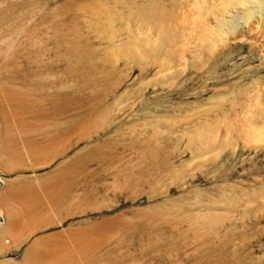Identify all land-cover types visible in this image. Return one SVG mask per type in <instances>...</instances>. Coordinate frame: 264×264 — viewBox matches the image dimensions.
Listing matches in <instances>:
<instances>
[{"label": "rangeland", "instance_id": "1", "mask_svg": "<svg viewBox=\"0 0 264 264\" xmlns=\"http://www.w3.org/2000/svg\"><path fill=\"white\" fill-rule=\"evenodd\" d=\"M219 1L0 0V264H264V9Z\"/></svg>", "mask_w": 264, "mask_h": 264}, {"label": "bare ground", "instance_id": "2", "mask_svg": "<svg viewBox=\"0 0 264 264\" xmlns=\"http://www.w3.org/2000/svg\"><path fill=\"white\" fill-rule=\"evenodd\" d=\"M235 1V3H237V4H243L244 3V0H220L219 1V4L217 5V7H218V9H219V12L217 13V16H219V18L221 17V20H223V18L225 17V16H227V15H229V14H231V13H233L234 12V14L237 16L238 15V13H240L241 11H243V9L241 10V8L242 7H240V6H233L234 4H233V2ZM250 2H258V5L257 6H255V7H252V8H254V10H263L264 9V0H249ZM238 2H240V3H238ZM250 2H248V4H247V1H246V4L247 5H249V3ZM231 4H233L232 6H231ZM245 6V5H244ZM194 7V6H193ZM203 7V9H201ZM202 7H198V6H196L195 7V12L193 13V15H192V20L193 21H191V23H192V27H194V28H192L191 26H190V28H189V30L187 31L188 32V34L187 35H189V34H191L189 31H191V29H194L193 31H192V34H191V36H189L190 37V40H203L204 38H209V36L207 35V33H206V29L207 30H209V28H212V24L210 25V23L211 22H217V19H216V17H215V19L213 18V19H211V18H205L204 17V14L206 13H204V10L206 9V11H208V8H204V6H202ZM246 8H248L247 6H246ZM215 9V8H214ZM217 9V10H218ZM241 10V11H240ZM138 11V10H137ZM210 11V10H209ZM258 12V11H257ZM140 13V15L144 18V19H146L147 21H149V22H154V23H158V24H160V25H165V24H167L168 22H171V19H173V15L171 14V13H169V11L168 10H166L164 7H162V6H160V5H157V4H150V5H148V7L146 8V9H143V10H141L140 12L138 11V14ZM187 13V12H186ZM210 14V13H209ZM248 14H250L249 12H248ZM252 14V13H251ZM262 14V13H261ZM208 15V14H207ZM254 15V14H253ZM182 16V15H181ZM216 16V15H215ZM251 16V15H250ZM248 17V16H247ZM253 18H254V16H252ZM218 18V17H217ZM187 19V18H186ZM185 19V22L186 21H188V19L186 20ZM190 19V18H189ZM248 19H250V18H248ZM252 20V19H251ZM251 20H250V22H251ZM246 21H248V20H246ZM184 22V21H183ZM196 22V23H195ZM187 23V22H186ZM173 24V23H172ZM252 24H250L249 25V27H248V29L250 28V26H251ZM254 25H256V23L254 24ZM202 26H204V31H203V29H202ZM259 26V25H258ZM205 27H207V28H205ZM245 27V26H244ZM256 27V26H255ZM201 28V29H200ZM188 29V28H187ZM199 30V31H198ZM167 31V30H166ZM210 31V30H209ZM211 32V31H210ZM219 32V31H218ZM231 32V31H230ZM245 32H248V30H246ZM179 33V32H178ZM212 33V32H211ZM228 33V32H227ZM226 33V34H227ZM244 35V32L243 31H241V32H237V31H232V33L229 35L230 37H232V38H234V37H241V36H243ZM208 36V37H207ZM225 36V35H224ZM223 36V37H224ZM161 37V36H160ZM186 38H187V36H185ZM226 37V36H225ZM223 38L222 39V37L221 38H219L221 41H226L227 39H228V37H227V39L226 38ZM184 38V37H183ZM155 40V39H154ZM187 40H188V38H187ZM186 40V41H187ZM191 41V42H196V41ZM206 40H208V39H206ZM190 42V41H189ZM188 42V43H189ZM202 42V41H201ZM197 43H198V41H197ZM207 43V42H206ZM209 43V42H208ZM200 44H202V43H200ZM196 46V45H195ZM197 46H198V44H197ZM256 100V99H255ZM258 101V100H257ZM260 102V101H259ZM257 104V103H256ZM261 104H262V102H261ZM248 105H250V104H248ZM258 107H257V111H258V115L260 114L261 116H256V114H254L253 116H252V114H251V116H248L247 118H248V121H247V125L245 126V128L243 129V131H244V136H246L245 134H248V135H250V137L254 140L255 138H257V136H258V134H259V131H258V127L256 126V122H258V121H263V123H264V106H262V105H257ZM254 107H256V105H254ZM256 110V109H255ZM254 110V111H255ZM257 111H256V113H257ZM249 112H251V111H249ZM254 113V112H253ZM248 115V114H247ZM246 115V116H247ZM262 119V120H261ZM262 127H264V126H262ZM242 131V132H243ZM263 132L262 133H264V130H262ZM247 137V136H246ZM261 137V136H260ZM251 139V140H252ZM256 140V139H255ZM252 143V142H251ZM59 188V187H58ZM55 189H56V187H55ZM54 189V190H55ZM18 191H19V189H18ZM15 192H17L15 189H13V188H9L8 189V191L6 192V193H4L3 195H2V197H4L5 195H8V196H12V195H22V191L20 190L19 192H17V193H15ZM24 194V193H23ZM16 199V198H15ZM12 213V212H11ZM10 216V215H9ZM11 217H13V216H11ZM9 218V220H6V221H8V224L6 225L7 227H5V230H2V233H0V234H2L3 235V233L4 232H8L9 230H8V228H10V226H12L13 225V222H12V218ZM7 218V219H8ZM12 228V227H11ZM2 235L0 236V237H2ZM50 245V244H49ZM49 245L48 244H46V245H43V246H39V245H37V244H35L34 245V247H32V246H30L31 248L30 249H28L26 252H25V260L28 262H31V261H33V262H35L36 261V259L39 257V256H41V257H43V258H45V257H47V258H52V260H55L56 262H57V264L60 262V258H61V256H60V254H62V251L60 252V254H59V252H55V253H52L51 254V252L50 251H52L53 249H50V247H49ZM54 248V250H56L55 249V246L53 247ZM61 250H62V248H60ZM60 249L57 247V250H59L60 251ZM25 261V262H26ZM27 262H26V264H27ZM28 262V263H29ZM54 263V262H53ZM60 264V263H59Z\"/></svg>", "mask_w": 264, "mask_h": 264}]
</instances>
